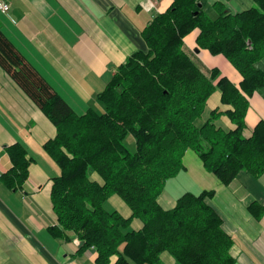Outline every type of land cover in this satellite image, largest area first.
Wrapping results in <instances>:
<instances>
[{
  "label": "trees",
  "instance_id": "obj_1",
  "mask_svg": "<svg viewBox=\"0 0 264 264\" xmlns=\"http://www.w3.org/2000/svg\"><path fill=\"white\" fill-rule=\"evenodd\" d=\"M229 1V0H226ZM209 17L199 0H173L143 30L147 51L127 58L98 94L101 110L77 114L20 54L0 29V67L56 127L43 149L56 165L51 201L62 239L73 232L79 252L94 250L96 264H161L169 253L178 264H235L233 239L209 204L214 191L182 195L165 210L159 197L166 183L185 168L194 151L204 168L225 186L242 172L264 174V119L247 135L246 115L254 92L264 88V0L232 15L224 4ZM200 30L197 44L223 55L243 77L238 88L216 70L205 71L185 49L184 39ZM217 81V84L215 82ZM216 90L232 110L207 111ZM235 126L226 129L222 117ZM12 168L0 181L11 190L28 180L27 149H7ZM97 174L102 184L91 180ZM118 196L131 210L124 218L107 203ZM259 218L264 209L252 205ZM134 219L142 222L133 230Z\"/></svg>",
  "mask_w": 264,
  "mask_h": 264
},
{
  "label": "crops",
  "instance_id": "obj_2",
  "mask_svg": "<svg viewBox=\"0 0 264 264\" xmlns=\"http://www.w3.org/2000/svg\"><path fill=\"white\" fill-rule=\"evenodd\" d=\"M11 10L0 13V29L20 54L40 73L73 110L85 114L90 108L101 110L97 96L112 75L137 51H147L143 30L159 14L166 12L173 0H8ZM211 18L218 12L215 4H224L232 15L255 5V0H199ZM196 29L184 39L185 49L205 71L216 70L217 81L227 78L238 88L243 77L223 55L200 49ZM264 69V59L259 65ZM217 81L215 84H217ZM246 115L247 135L264 119V88L254 92ZM232 110L221 102L216 90L207 102V111ZM234 129L228 117L220 121ZM57 135L56 127L0 67V177L11 168L7 149L24 146L32 160L23 188L11 190L0 181V264H96L94 250L79 252L80 241L73 232L59 239L51 235L57 226L51 192L56 165L45 155L44 145ZM182 171L183 188L177 177L170 179L159 197L172 208L183 193L199 195L214 191L209 204L222 218L224 231L233 239L231 256L235 264H264V212L256 218L252 205L264 209V174L256 178L242 172L228 186L209 173L198 155L188 150ZM91 180L102 184L97 174ZM172 203V204H170ZM124 218L130 208L116 195L107 203ZM161 205V204H160ZM167 209V208H166ZM133 230L143 224L134 219ZM112 264L117 260L113 257ZM161 264H178L167 252Z\"/></svg>",
  "mask_w": 264,
  "mask_h": 264
},
{
  "label": "rangeland",
  "instance_id": "obj_3",
  "mask_svg": "<svg viewBox=\"0 0 264 264\" xmlns=\"http://www.w3.org/2000/svg\"><path fill=\"white\" fill-rule=\"evenodd\" d=\"M182 172H180L176 177H177V182L179 183V186H180V188H183V185H184V178H185V176H183L182 174H181ZM176 177H174V178H176ZM173 178V179H174ZM165 191V190H164ZM164 193V192H163ZM183 194H185V193H183ZM178 196H182V195H178ZM179 197V198H180ZM164 200H160V204H161V206H162V208L163 209H165V210H170V209H172V207L171 206H173V204L172 203H170V204H172V205H169V203L168 202H173V201H171V199L170 198H168V196H164ZM177 201V200H176ZM167 208V209H166Z\"/></svg>",
  "mask_w": 264,
  "mask_h": 264
},
{
  "label": "built area",
  "instance_id": "obj_4",
  "mask_svg": "<svg viewBox=\"0 0 264 264\" xmlns=\"http://www.w3.org/2000/svg\"><path fill=\"white\" fill-rule=\"evenodd\" d=\"M11 10V4L8 0H0V13L8 14Z\"/></svg>",
  "mask_w": 264,
  "mask_h": 264
}]
</instances>
